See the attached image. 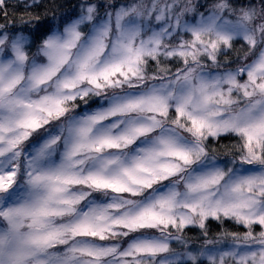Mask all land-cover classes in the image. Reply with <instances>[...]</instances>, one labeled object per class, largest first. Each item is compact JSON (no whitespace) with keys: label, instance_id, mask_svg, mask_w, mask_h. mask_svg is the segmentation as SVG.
I'll return each mask as SVG.
<instances>
[{"label":"snow or ice","instance_id":"snow-or-ice-1","mask_svg":"<svg viewBox=\"0 0 264 264\" xmlns=\"http://www.w3.org/2000/svg\"><path fill=\"white\" fill-rule=\"evenodd\" d=\"M62 7L0 0V264H264V0Z\"/></svg>","mask_w":264,"mask_h":264},{"label":"trees","instance_id":"trees-1","mask_svg":"<svg viewBox=\"0 0 264 264\" xmlns=\"http://www.w3.org/2000/svg\"><path fill=\"white\" fill-rule=\"evenodd\" d=\"M12 4H20L21 9L23 7V0H11ZM44 3L47 5H57V6H63L61 10H71L74 6L78 4V0H44ZM11 12L12 9H9ZM40 11H43V9H40ZM20 14L19 11L16 12V15L18 16ZM51 14V13H50ZM0 22H3L2 18H0Z\"/></svg>","mask_w":264,"mask_h":264}]
</instances>
